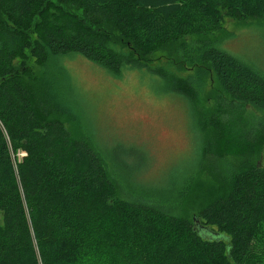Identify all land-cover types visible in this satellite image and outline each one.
<instances>
[{
  "label": "trees",
  "instance_id": "obj_1",
  "mask_svg": "<svg viewBox=\"0 0 264 264\" xmlns=\"http://www.w3.org/2000/svg\"><path fill=\"white\" fill-rule=\"evenodd\" d=\"M45 1L0 0V264H264V166L232 171L228 190L191 221L178 213L180 191L131 187L111 166L119 147L74 135L60 61L77 52L121 73L133 56L101 29L107 22L135 44H179L228 94L217 115L230 121L224 130L261 144L264 123L232 117L246 105L264 112V72L205 40L228 18H263L264 0H53L57 22H37ZM27 49L35 65L20 70Z\"/></svg>",
  "mask_w": 264,
  "mask_h": 264
},
{
  "label": "rangeland",
  "instance_id": "obj_2",
  "mask_svg": "<svg viewBox=\"0 0 264 264\" xmlns=\"http://www.w3.org/2000/svg\"><path fill=\"white\" fill-rule=\"evenodd\" d=\"M45 4V14L36 21L57 22L61 8L53 0ZM64 9L85 15L80 8ZM101 29L133 58L127 57L122 72L116 74L77 52L61 57L62 85L66 82L71 93L69 126L75 136L109 151L119 147L120 160L113 157L111 166L131 187L135 181L141 190L172 189V195L180 191V197H175L177 201L181 198L178 213L195 222L207 200L228 190L232 171L264 166V143L242 144L224 130L230 121L217 116L218 107L229 97L210 64L183 54L179 44H135L115 22H107ZM205 42L264 72V17L228 18L224 29ZM16 64L20 70L34 67L30 49ZM186 81L191 82L190 87ZM236 115L232 117L236 124V120L245 126L264 123V112L250 105ZM131 147L138 150L137 156L125 154ZM161 222L172 229L169 220ZM196 223L198 227L199 221ZM260 252L263 248L257 256Z\"/></svg>",
  "mask_w": 264,
  "mask_h": 264
}]
</instances>
